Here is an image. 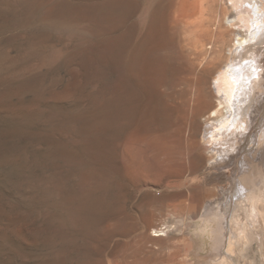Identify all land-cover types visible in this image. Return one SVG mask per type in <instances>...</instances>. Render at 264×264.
<instances>
[{
    "label": "rangeland",
    "instance_id": "374dc122",
    "mask_svg": "<svg viewBox=\"0 0 264 264\" xmlns=\"http://www.w3.org/2000/svg\"><path fill=\"white\" fill-rule=\"evenodd\" d=\"M151 1L0 0V264L216 259L219 220L209 221L203 210L207 201L230 200L245 158L264 147V95L233 163L239 173L226 163L217 173L200 161V153L212 150L202 141L204 118L197 130L189 128L197 63L184 50L185 25L174 22L200 1L169 0V23L177 28L171 52L179 66L168 85L178 101L173 122L165 120L162 102L155 123L116 122L117 84L127 76L128 52L143 36L142 14ZM140 98L142 107L146 97ZM256 218L249 224L262 232ZM204 222L207 239L197 235ZM164 227L167 234L152 237ZM254 246L243 257L234 254L236 264L259 262L264 248Z\"/></svg>",
    "mask_w": 264,
    "mask_h": 264
},
{
    "label": "bare ground",
    "instance_id": "6f19581e",
    "mask_svg": "<svg viewBox=\"0 0 264 264\" xmlns=\"http://www.w3.org/2000/svg\"><path fill=\"white\" fill-rule=\"evenodd\" d=\"M198 1L200 3H196L199 7L197 6L195 8L197 10L189 17L181 16L182 14L174 17L176 26L178 23L185 25L184 34L181 32L184 37V50L189 53L191 61L197 63L194 82L198 98L192 106L193 121L189 122L191 124L189 128L197 130L195 122L204 118L205 133L200 137L212 151L206 149L207 155L200 153L199 160L214 164L217 173L225 171V163L230 164L229 168L227 167L230 173L233 170L237 173L241 166L234 168L233 163L242 150L243 138L254 123L252 114L257 110L264 95V66L260 65L259 59L260 52L264 55V0ZM168 2L169 0H153L142 14L146 29L141 40L131 46L128 52L127 76L117 84L120 93L114 102L118 106L121 105V110L118 109L119 111L115 113L116 122L123 120L127 124L137 123V126L151 124L157 119L161 102L164 104L165 120L172 119L177 112V103L174 104L177 98L173 101L174 92L168 90L170 77L179 70L171 52L176 26L169 23L168 17L171 15H167ZM225 30L231 38L230 43L225 42ZM141 95L146 97V103L142 107ZM188 112L190 111H187V114ZM94 124L93 128L96 126ZM261 137L264 139V132ZM92 142L94 143V140L90 144ZM94 146L97 147V144ZM261 149L258 156L252 159L245 158L242 166L243 175L239 179L240 182L238 181V187L233 189L230 200L227 201L229 199L227 196L225 204V200L221 202L211 199L212 201H207L203 210L202 216L207 217L209 221H213V218L219 220L216 239L213 242V251L217 253L212 264H236L234 254L239 253L243 257V252L251 251L255 243L264 248V147ZM255 215L261 222L262 232L259 229L256 231V228L249 224ZM205 222L196 234L207 239L209 234ZM156 229L153 238L168 233L167 227ZM259 233L263 235L257 236ZM261 256L259 262L257 258L253 259L254 264H264L263 253Z\"/></svg>",
    "mask_w": 264,
    "mask_h": 264
}]
</instances>
